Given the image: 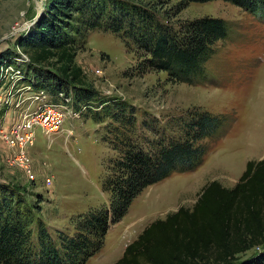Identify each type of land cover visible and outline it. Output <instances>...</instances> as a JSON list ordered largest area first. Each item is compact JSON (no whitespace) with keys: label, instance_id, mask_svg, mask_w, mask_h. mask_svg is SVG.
Instances as JSON below:
<instances>
[{"label":"rangeland","instance_id":"374dc122","mask_svg":"<svg viewBox=\"0 0 264 264\" xmlns=\"http://www.w3.org/2000/svg\"><path fill=\"white\" fill-rule=\"evenodd\" d=\"M142 1H150L157 18L174 28L204 16L229 23L228 36L214 44L215 52L204 63V81L175 82L157 70L140 73L136 64L142 60V52L121 33L103 25L80 37L75 34V64L84 75L83 84L97 93L86 101L74 94L75 110L86 104L85 110L74 120L67 117L49 143L37 127L35 141L22 162L0 138V182L14 187L33 204L36 217L49 231L71 234L72 217L109 206L110 193L103 186L110 160L117 155L111 140L121 138L120 131L146 148L142 132H147L148 139L155 135L165 143L178 138L191 110L227 116L228 123L218 134L198 142L207 147L201 164L175 171L144 188L125 215L110 224L102 248L86 264H114L150 222L179 206L192 207L208 182L215 179L222 186L230 185V177L240 175L245 161L253 157L252 141L256 139V145L263 142L264 10L252 14L222 0L190 2L179 10L178 0ZM46 11L47 0H0V61L9 51H22L19 40L36 27ZM75 17L78 15L74 14V23ZM120 123H134L133 130L122 126L118 132L115 129ZM147 124L157 132H148Z\"/></svg>","mask_w":264,"mask_h":264},{"label":"trees","instance_id":"16d2710c","mask_svg":"<svg viewBox=\"0 0 264 264\" xmlns=\"http://www.w3.org/2000/svg\"><path fill=\"white\" fill-rule=\"evenodd\" d=\"M208 1L213 0H178L177 10L190 2ZM222 1L252 14L264 10V0ZM150 5L142 0H47L45 16L18 43L33 68L27 75H33L35 89L56 94L72 87L79 100L94 99L97 93L83 84L84 75L74 61L75 34L80 37L103 25L142 52L136 64L140 73L157 70L175 82L204 81V63L215 52L214 44L228 36L229 23L204 16L174 28L160 21ZM2 115L0 109V119ZM187 119L181 136L166 143L142 132L147 149L118 130L122 126L133 130L134 123H120L115 130L121 138L111 140L117 155L110 160L103 186L110 193L109 206L72 217L71 234L49 231L36 217V207L0 182V264H86L102 248L110 224L125 215L144 188L175 171L199 166L207 147L198 142L228 123L225 114L207 110H191ZM147 126L148 132H157ZM114 264H264V157L248 160L233 187L212 180L192 207L179 206L150 222Z\"/></svg>","mask_w":264,"mask_h":264},{"label":"built area","instance_id":"2783aa9c","mask_svg":"<svg viewBox=\"0 0 264 264\" xmlns=\"http://www.w3.org/2000/svg\"><path fill=\"white\" fill-rule=\"evenodd\" d=\"M29 63L23 51L12 53L0 61V109H3L0 138L21 162L27 159L26 151L35 141L34 130L37 127L41 128L49 143L60 132L67 117L76 119L87 106L85 104L80 110H75L72 87L68 92L56 94L36 90L33 75H27L33 69ZM27 173H30L29 168ZM29 176L33 177L32 174Z\"/></svg>","mask_w":264,"mask_h":264},{"label":"crops","instance_id":"0c3cea01","mask_svg":"<svg viewBox=\"0 0 264 264\" xmlns=\"http://www.w3.org/2000/svg\"><path fill=\"white\" fill-rule=\"evenodd\" d=\"M261 138L263 139V142H259V143H261L260 145H256V144H258V143L255 142L256 139H255V141H252V148H251V151H252V156H253V157L248 158V159L245 161V164H246V162H247L248 160H251V159L254 158V157H258V158H257L258 160H260V159H262V158L264 157V137L262 136ZM254 142H255V146L257 147V149H256L255 146H254ZM244 169H245V167H244ZM244 169H243V170H244ZM243 170L241 171V174H242ZM241 174H240V175H241ZM240 175L237 174V176H235V177H230V180H229V181L231 182V184H230V185H227V186H224V187H227V188H231V187H233V186L235 185V183L238 181ZM214 180H215V179H214ZM199 194H200V193H199Z\"/></svg>","mask_w":264,"mask_h":264}]
</instances>
